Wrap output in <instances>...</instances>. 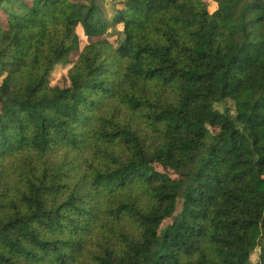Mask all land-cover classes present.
Instances as JSON below:
<instances>
[{
    "label": "trees",
    "instance_id": "trees-1",
    "mask_svg": "<svg viewBox=\"0 0 264 264\" xmlns=\"http://www.w3.org/2000/svg\"><path fill=\"white\" fill-rule=\"evenodd\" d=\"M0 264H264V0H0Z\"/></svg>",
    "mask_w": 264,
    "mask_h": 264
},
{
    "label": "rangeland",
    "instance_id": "rangeland-1",
    "mask_svg": "<svg viewBox=\"0 0 264 264\" xmlns=\"http://www.w3.org/2000/svg\"><path fill=\"white\" fill-rule=\"evenodd\" d=\"M75 2H85V0H73ZM205 1H210V0H205ZM210 10L212 11L213 9L210 8ZM115 14V7H114V4L112 2H109L107 5H106V15H107V18L108 19H111ZM118 30L121 29L120 27L117 28ZM52 80H53V84L55 85H59L61 87H66L69 85V80H68V73H67V70H62V69H59L57 70L53 76H52ZM228 106L229 108H232L234 109V106L232 104V102H229L228 103ZM220 110H223L224 109V105L221 104L219 107H218ZM167 173H169L167 171ZM256 257H254V259H256Z\"/></svg>",
    "mask_w": 264,
    "mask_h": 264
}]
</instances>
